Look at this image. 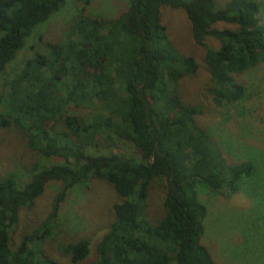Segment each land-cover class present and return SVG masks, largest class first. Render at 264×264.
I'll use <instances>...</instances> for the list:
<instances>
[{
    "label": "trees",
    "instance_id": "trees-1",
    "mask_svg": "<svg viewBox=\"0 0 264 264\" xmlns=\"http://www.w3.org/2000/svg\"><path fill=\"white\" fill-rule=\"evenodd\" d=\"M64 0H0V76L33 30L57 13ZM164 6L182 9L194 44L205 49L208 92L217 107L245 96L239 76L264 62V24L254 0H129L115 19L80 14L62 42L36 52L0 96V131L14 128L41 160L20 184L0 179V264H58L33 242L56 227L67 193L99 179L112 186L119 202L114 220L95 247L94 264H215L200 242L206 208L199 192L237 193L253 173L248 161L228 162L212 133L197 124L198 109L181 102L177 82L194 75V58L178 53L161 23ZM226 22L234 29H217ZM208 37L219 48L206 45ZM132 142L138 159L89 154L87 146ZM155 179L164 181V216H146ZM51 182L60 189L47 217L16 248L10 230L21 209L32 207ZM86 240L63 248L73 264L83 262Z\"/></svg>",
    "mask_w": 264,
    "mask_h": 264
},
{
    "label": "rangeland",
    "instance_id": "rangeland-1",
    "mask_svg": "<svg viewBox=\"0 0 264 264\" xmlns=\"http://www.w3.org/2000/svg\"><path fill=\"white\" fill-rule=\"evenodd\" d=\"M229 1L215 0V4L221 7ZM254 1L259 4L258 18L264 24V0ZM128 5L129 0H64L57 13L33 30L24 48L0 76V96L34 53L57 48L78 15L115 19ZM161 23L174 49L193 57L198 65L194 75L184 76L176 84L181 102L198 109L197 124L212 133L228 162L248 161L253 167L252 175L235 194L198 193L199 202L207 212L200 242L215 264H264V62L236 76L245 87V96L240 102L217 107L208 92L210 75L204 62L205 49L192 41L185 12L164 6ZM214 27L234 29L236 25L220 22ZM205 43L215 49L220 46L219 41L211 37ZM85 151L89 154L114 153L134 160L140 158L134 144L124 139H115L111 145L87 146ZM56 163L61 161L41 160L14 128L0 131V179L11 176L23 184L29 180L33 165L47 167ZM164 184L162 179H155L149 187L146 216L152 223H158L164 216ZM60 186L59 182L49 183L32 207L20 210L17 222L10 230L12 248H16L22 238L30 235L47 217ZM119 200L112 186L99 179H90L85 186H74L60 205L56 227L42 240L30 245H38L58 264H73L63 253V248L86 240L90 251L78 264H94L96 244L113 223L112 206Z\"/></svg>",
    "mask_w": 264,
    "mask_h": 264
}]
</instances>
